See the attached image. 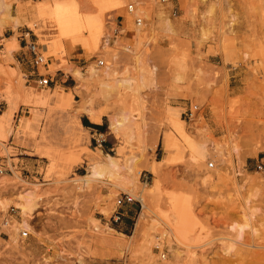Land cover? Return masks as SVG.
I'll list each match as a JSON object with an SVG mask.
<instances>
[{"label": "rangeland", "instance_id": "1", "mask_svg": "<svg viewBox=\"0 0 264 264\" xmlns=\"http://www.w3.org/2000/svg\"><path fill=\"white\" fill-rule=\"evenodd\" d=\"M45 1L0 0V114L9 98L17 101L0 140V264H264V171L257 169L264 158V0H123L105 11L96 0H54L105 17L96 52L67 47L55 29L43 34L51 39L48 52L31 26ZM31 41L45 64L33 63ZM94 68L101 75L95 81ZM41 78L52 82L40 85ZM56 91L70 92L71 106L28 105L29 96ZM85 101L101 123L82 110ZM190 104L200 107L192 121L185 116ZM36 112L34 127L58 143L67 139L71 116L87 126L90 150L80 160L70 157L68 175L49 171V161L22 136ZM99 150L118 157L120 168L75 184ZM135 164V190L123 189ZM28 191L38 208L26 219L29 228L17 205ZM124 193L140 200L130 204L136 216L127 229L111 218ZM170 195L190 205L188 245L164 221Z\"/></svg>", "mask_w": 264, "mask_h": 264}, {"label": "bare ground", "instance_id": "2", "mask_svg": "<svg viewBox=\"0 0 264 264\" xmlns=\"http://www.w3.org/2000/svg\"><path fill=\"white\" fill-rule=\"evenodd\" d=\"M94 2H96V5H100L101 9L105 11L114 10L118 8L123 3V0H96ZM35 9L36 12L34 17L36 20L31 24V26L34 32L41 36V38H45V35L43 36V34H45L44 32L46 30L55 29L59 31L60 40L63 43L66 41L67 47L73 48L76 52L81 51V45L85 46L87 49L92 48L95 52L98 50L99 42L102 36L101 22H103L102 20L105 17H94L90 16V14L82 15L74 12L71 8L67 6L57 4L54 0H47L45 2H41ZM100 12L99 14L102 15V13ZM82 33H85L84 37L80 35ZM42 44L46 46L49 45L50 47L51 42L42 41ZM60 48L62 52L66 53V55L69 54V51L66 49L65 46L61 45ZM12 51L13 49H10L11 53ZM70 72L72 73V75L75 76L78 82H85L86 79L84 77V73L81 70L72 69ZM100 78V73L97 69L94 68L89 79H93L95 81L99 80ZM81 108L90 115L92 121L97 123L101 122V115L95 113L92 110L89 102H83L81 104ZM113 125L116 127L117 123L113 122L112 127ZM118 126H120V123H118ZM115 129H117V127ZM101 156L104 158V160H99L97 158L91 157L88 173L83 177H79L78 179L72 178V181L75 182V184H78L79 181L83 182L84 184H90V182H92L95 177L102 176L104 172H112L113 170L120 168L121 162L118 157L113 156L111 154L103 153V151H101ZM70 157L75 160L79 159L75 155H67L66 159L69 162L71 159ZM46 159L49 161L50 171L54 168V166L48 158ZM53 163L56 164L55 161H53ZM128 171L129 174L127 179L129 180V186L124 185L123 189H129L131 191H134L138 181V176L140 174V169L139 167H137V164H135L132 167L128 168ZM20 199H22L23 202L17 203V205L21 209L22 215L25 216L22 225H25L27 228H29L26 219L32 218L33 214L38 210V208L36 207L34 197L30 191L23 193ZM140 199L143 201L142 198ZM168 199L169 212L164 215V221L168 228L171 229L172 235H174L176 240H178V242L183 245H188L189 238L194 232L195 225L190 205L188 204V201L183 200L177 195H170Z\"/></svg>", "mask_w": 264, "mask_h": 264}, {"label": "crops", "instance_id": "3", "mask_svg": "<svg viewBox=\"0 0 264 264\" xmlns=\"http://www.w3.org/2000/svg\"><path fill=\"white\" fill-rule=\"evenodd\" d=\"M41 40L51 42V39L47 37H45L44 39L41 38ZM47 51H50L49 46H47ZM71 100L72 94L70 92L56 91L53 94L38 93L33 95L32 97L29 96L28 105L33 106L34 104H51L54 102L59 107L66 109L67 107L71 106ZM9 102L10 106L0 114V140H4L6 138V134L10 132L5 127H7L11 123L12 117L17 111L16 99L9 98ZM66 102H69V105H64ZM171 116L175 118L174 121L180 120L179 113L177 112L172 111ZM88 117L91 120L90 116ZM39 119V114L37 112L34 114L33 118H28L21 127L22 136H28L29 140L33 143V146L36 149V153L40 154L42 157L48 158L52 162L54 170L58 172V174L68 175L75 164L70 163L66 159V156L75 155L80 160L81 153H85L87 149L90 150L87 144L89 141L87 126L83 124L79 115L71 116L69 119L70 124L67 131V139L65 143H58L49 140L47 136V130L45 128L36 129L34 127L33 124L35 122H38ZM91 157L97 158L99 160H104V158L101 156V150L94 152ZM53 161H55L56 164H54ZM109 194L111 193H108V195ZM122 209L123 211H120L122 213L121 220H123L121 225L124 229H127L129 225L133 224L136 212L134 210V207L130 204H125V207Z\"/></svg>", "mask_w": 264, "mask_h": 264}, {"label": "built area", "instance_id": "4", "mask_svg": "<svg viewBox=\"0 0 264 264\" xmlns=\"http://www.w3.org/2000/svg\"><path fill=\"white\" fill-rule=\"evenodd\" d=\"M162 2H166L168 0H161ZM128 11L129 12H135L136 11V8H135V4L134 3H129L128 4ZM174 15H177V11L174 10ZM135 23L139 26L143 23V17L140 16V15H137L136 18H135ZM115 32H117V30H115ZM109 42V40L107 41ZM28 51L32 54V60H33V63L36 65V66H40V65H43L45 64V56L43 54V51H42V48L41 46L35 42V41H31L30 43H27L26 45ZM98 65L99 66H104L105 65V61L102 60V59H99L98 60ZM52 82V78H41L39 80V84L40 85H44V86H47L48 84H50ZM199 110H200V107L195 104H190L186 111H185V116H186V119H188L189 121H192L194 120L195 118H197L198 114H199ZM102 143V142H101ZM5 160L1 159L0 160V174H3L5 172ZM209 168H214L215 167V163L214 162H209ZM257 169L259 171H264V158L260 159L257 163ZM136 201H139L140 200H137L136 198H134L133 196H131L129 193H124L122 194L118 199H117V208L116 210L113 212L111 218L114 222H118L122 219V213L120 212V208L124 205V204H132V203H135ZM21 235L24 236V237H27L29 235V232L28 231H23L21 232ZM166 255H164L165 257Z\"/></svg>", "mask_w": 264, "mask_h": 264}, {"label": "trees", "instance_id": "5", "mask_svg": "<svg viewBox=\"0 0 264 264\" xmlns=\"http://www.w3.org/2000/svg\"><path fill=\"white\" fill-rule=\"evenodd\" d=\"M86 125H88V126H95L94 124H91L90 122H87V120H86Z\"/></svg>", "mask_w": 264, "mask_h": 264}]
</instances>
